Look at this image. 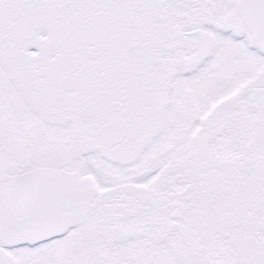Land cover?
Listing matches in <instances>:
<instances>
[{"label": "snow or ice", "instance_id": "obj_1", "mask_svg": "<svg viewBox=\"0 0 264 264\" xmlns=\"http://www.w3.org/2000/svg\"><path fill=\"white\" fill-rule=\"evenodd\" d=\"M0 264H264V0H0Z\"/></svg>", "mask_w": 264, "mask_h": 264}]
</instances>
